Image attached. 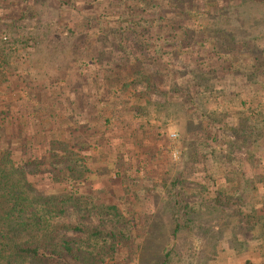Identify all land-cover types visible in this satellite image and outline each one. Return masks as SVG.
<instances>
[{
    "label": "rangeland",
    "instance_id": "obj_1",
    "mask_svg": "<svg viewBox=\"0 0 264 264\" xmlns=\"http://www.w3.org/2000/svg\"><path fill=\"white\" fill-rule=\"evenodd\" d=\"M23 1L0 0V147L12 145L15 161L28 148L24 164H39L29 181L48 192L69 187L48 176L52 164L65 168L69 152L77 195L118 206L131 221L119 225L131 253L115 264H154L168 252L169 264H264V65L250 73L254 59L264 58V0H169L184 3L174 22L195 32L190 38L203 42L204 53L218 40L224 60L213 67L192 62L195 48L175 32L162 37L156 23L145 35L169 53L150 61V71L159 63L164 74L176 69L165 79L189 92L191 110L133 74L134 52L119 47L120 36L99 34L98 22L120 9L115 0ZM26 6L31 11L21 17ZM155 13L142 15L154 20ZM241 133L247 142L236 139ZM205 187L228 199L217 202ZM174 194L196 217L178 234ZM82 217L58 223L114 229L104 224L109 219Z\"/></svg>",
    "mask_w": 264,
    "mask_h": 264
},
{
    "label": "trees",
    "instance_id": "obj_2",
    "mask_svg": "<svg viewBox=\"0 0 264 264\" xmlns=\"http://www.w3.org/2000/svg\"><path fill=\"white\" fill-rule=\"evenodd\" d=\"M115 1L116 4H119L120 9L113 15L106 16L102 22H98L101 27L99 34L113 32L120 36L119 47L124 48L128 54L134 52L130 54L132 66L136 68L133 74L145 81L148 88L152 91L158 90L163 98L173 97V95H176L177 98L180 96L179 98L190 110L195 109L194 103L188 100L189 92L180 90L176 84L173 86L165 79L167 74L171 73V76L175 74L176 69L173 70L170 67L166 70L167 74H164L163 71L166 67H164V63H159L158 70L150 71V61L157 62L154 59L157 57L167 59L169 53L163 50L166 48L162 49L157 42L158 39L155 41V39L145 38V35L150 33L155 23L158 26L157 31L161 32L162 37H173L171 34L175 32L173 38L176 41L186 42L195 48L192 62L207 67H213L218 64L217 61L224 60V53L221 56V52H219L221 47H219L218 40L209 41L211 44L208 43L204 53L203 42L200 43L190 38L195 33L192 29L181 27L177 29L174 20L177 14L183 13L185 9L182 2L173 3L169 0H166L167 2L162 0L163 3H160L157 2L158 0H133L137 3L129 6L127 3H130L131 0ZM232 1L234 0H230V2ZM23 3L25 4L26 0ZM68 4L71 7V2ZM134 8H140L142 13L147 9L154 8L158 18L154 20L146 18L142 13L137 14ZM30 11L31 9L26 6L22 10L21 17L29 15ZM165 40L166 38L160 41ZM176 46L177 44L173 42L167 49L171 50ZM227 50L232 53V48ZM233 58L234 56L227 59L229 61L227 67L230 69L235 68ZM262 65H264V58L263 60L254 59L253 72L250 68L251 76H253L254 70L256 73H261ZM176 75H178V71H176ZM197 88L202 89V86L198 85ZM207 89L208 87L205 88V90ZM236 139L244 142L249 140L242 133ZM70 144L71 141L68 145ZM11 147L12 145L0 147V264H115L131 253V248L127 244L130 235L119 226L121 221L129 224L131 221L125 219L121 209L115 205L95 204L90 198L78 196L76 193L78 187L70 186L79 173L72 167L73 161L66 157V154H70L69 152L63 153L62 159L66 164L65 168L59 169L58 166L52 164L48 175L52 176L53 182H57L62 177L69 187H64L56 192H48L41 190L34 182L29 181V176L38 174L39 164L33 163L32 169L28 162L24 164L25 157L23 156L27 155L28 148L25 145L22 146L19 149L21 153L19 158L21 159L15 161L18 151L15 153L14 148ZM48 156L55 157L54 152L48 151ZM178 182L176 181L173 187H177ZM215 184L217 183L215 182ZM206 189L207 187L204 191ZM207 192L213 193L217 202H221V198L228 199L224 190L215 188L214 191L207 189ZM178 197V194L169 197L175 205V234H178L183 227L194 223L196 218L193 214L195 210L180 202ZM74 214L86 219L92 215L97 216L102 223L105 218L109 219V221H104V224L114 225V229L104 231L99 226L92 227L85 223H70L69 225L58 223V220L66 219L69 215ZM259 218L254 222L255 225H258L263 219ZM262 227L260 237L264 239V226ZM170 261L171 253L168 252L164 256L156 258L154 264H169ZM132 264L140 263L132 260Z\"/></svg>",
    "mask_w": 264,
    "mask_h": 264
},
{
    "label": "built area",
    "instance_id": "obj_3",
    "mask_svg": "<svg viewBox=\"0 0 264 264\" xmlns=\"http://www.w3.org/2000/svg\"><path fill=\"white\" fill-rule=\"evenodd\" d=\"M173 137H176V135H172ZM172 155H173V158L176 160L177 158H178V152L175 150V151H173V153H172Z\"/></svg>",
    "mask_w": 264,
    "mask_h": 264
}]
</instances>
